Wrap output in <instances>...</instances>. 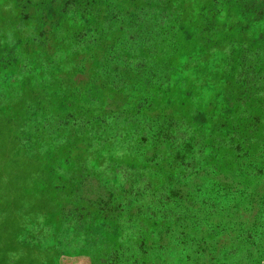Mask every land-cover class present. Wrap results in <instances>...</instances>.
Here are the masks:
<instances>
[{"label":"rangeland","instance_id":"obj_1","mask_svg":"<svg viewBox=\"0 0 264 264\" xmlns=\"http://www.w3.org/2000/svg\"><path fill=\"white\" fill-rule=\"evenodd\" d=\"M0 264H264V0H0Z\"/></svg>","mask_w":264,"mask_h":264},{"label":"trees","instance_id":"obj_2","mask_svg":"<svg viewBox=\"0 0 264 264\" xmlns=\"http://www.w3.org/2000/svg\"><path fill=\"white\" fill-rule=\"evenodd\" d=\"M128 132V131H127ZM99 135V133H97V131H96V135ZM79 143H82V142H79ZM125 143H127L129 146H130V148H132V150L134 151V149H135V147L138 145L137 144V142H136V140L135 139H133L132 138V136L130 137V136H128L126 139H125ZM109 150H111V152H113L114 154H113V156H116V154L115 153H117L116 151V146L115 145H112L111 144V146H109ZM84 154H88V152H89V148H87V147H85L84 148ZM232 153H235V151H231ZM66 161H69V160H67L66 159ZM115 166H114V164H112V166H111V169H109V170H107V173L108 174H110L111 175V178H112V180L113 181H116V176H119L120 175V173L122 172V171H124L123 169H122V167H117V168H114ZM127 169V171H128V169L129 170H132L133 168H126ZM194 173V172H193ZM192 173V174H193ZM131 176V175H130ZM205 182H209V181H205ZM208 185V184H207ZM121 186V185H120ZM55 190H56V188H55ZM141 193H143V191H141ZM169 194H170V192H169ZM214 197V200H216L217 198H219L220 197V192H219V190L218 189H216V191H215V193H214V195H213ZM168 198H170V199H174V198H172L170 195H168ZM175 200H179V199H175ZM189 203H191V205L192 206H196V201L195 200H192V199H185L184 200V204H186V206H187V208H188V206L190 205ZM190 214V213H189ZM188 213H185V212H183V213H181L180 214V217H183L185 220L183 221V222H186L187 224H192L193 226H195V228H196V233H197V236H199V237H202V238H204V230H205V228H206V226H204L203 224H202V222H201V220L199 219V217L195 214V215H192V214H190V216L188 217V215H189ZM146 219V222L148 223L149 221H153L151 218H145ZM186 219H188L189 221H187ZM216 217L215 218H213L212 216H207V220H210V221H213V223H216ZM178 221H180V220H178V219H175L171 224H170V226L169 227H171L170 229H172L175 225H176V228H178ZM63 226V225H62ZM189 225H187V227H188ZM213 228H218V226H215V227H213ZM174 229V228H173ZM206 231V230H205ZM62 233H63V235H66L67 237H71V240H66V242H64L65 244H63V251L65 250V249H67V247L70 245V244H75L77 247H78V251H80V250H82V248L83 249H87V243H88V241H87V239H85L82 235L80 236V232L79 231H71L70 232V228H67V227H65V229H63L62 230ZM172 241V243H174V248H176L175 250H177L178 248H179V246H180V242L178 243H176L174 240H171ZM95 247H96V245H95ZM97 249H100V250H103V248H101L100 246H97L96 247ZM89 254V253H88ZM87 256H89V255H87ZM54 263V262H53Z\"/></svg>","mask_w":264,"mask_h":264}]
</instances>
